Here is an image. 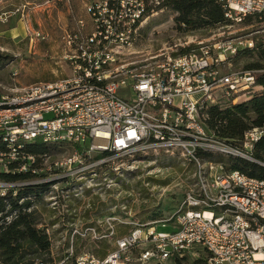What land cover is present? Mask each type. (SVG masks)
Segmentation results:
<instances>
[{"label":"built area","instance_id":"built-area-1","mask_svg":"<svg viewBox=\"0 0 264 264\" xmlns=\"http://www.w3.org/2000/svg\"><path fill=\"white\" fill-rule=\"evenodd\" d=\"M32 1L63 3L72 11V0ZM218 1L231 22L264 17V0ZM80 2L82 14L62 36L63 51L55 61L70 73L0 95V172L44 173L25 182L0 179V194L25 184L54 185L59 167L74 175L104 165L107 158L96 157L103 152L180 153L194 169L193 182L179 208L158 224L171 222L172 231L137 226L104 257L81 253L74 264H125L139 242L147 243L137 258L143 264H264V178L225 171L213 159L225 153L252 160L246 152L264 130L245 133L244 152L206 125L209 106L235 105L256 89L253 71L225 66L241 47L252 48L253 39L200 42L185 53L141 50L140 27L159 0ZM8 15L1 13L0 21ZM32 37L46 35L37 31ZM35 140L70 152L60 163L44 158L37 169L27 163L36 160L34 155L20 154L24 143ZM49 168L52 176L44 171Z\"/></svg>","mask_w":264,"mask_h":264},{"label":"rangeland","instance_id":"rangeland-1","mask_svg":"<svg viewBox=\"0 0 264 264\" xmlns=\"http://www.w3.org/2000/svg\"><path fill=\"white\" fill-rule=\"evenodd\" d=\"M23 3L24 0H0V14L9 13L6 21H0V54L10 56L7 63L0 65V92L3 94L70 73L66 66L61 74H52L50 69L57 66L55 61L61 57L62 36L82 14L80 1L73 0L72 11L58 4L49 7L35 3L36 6L29 5L23 13H11ZM156 6L140 27L138 49L157 52L167 49L176 53L184 47H198L200 42L210 45L232 38H252L254 45L250 49L255 46L258 49L245 53L247 48L241 47L227 58L226 69L247 70L246 66L256 61L264 64V53H257L264 50V22L251 17L191 30L178 27L174 21L176 12ZM11 30L13 35L8 33ZM37 31L46 38L34 39L33 33ZM53 152V159L60 163L70 150ZM229 156L239 155L221 153L219 158ZM102 157L107 158L104 165L74 175H66L69 171L59 167L58 181L49 186L37 206L41 212L40 224L48 229L50 254L55 264L63 259L65 264H74L75 257L81 253L102 257L114 249L118 238L137 226L144 231L160 224L179 208L193 182L194 169L180 153L134 152ZM50 170L52 168L44 170L46 176H52ZM172 229L171 222L157 227L158 232ZM138 244L130 250V259L125 264H143L137 258L147 243Z\"/></svg>","mask_w":264,"mask_h":264},{"label":"trees","instance_id":"trees-1","mask_svg":"<svg viewBox=\"0 0 264 264\" xmlns=\"http://www.w3.org/2000/svg\"><path fill=\"white\" fill-rule=\"evenodd\" d=\"M158 7H167L176 12L174 21L179 28L184 26L193 30L230 23L225 17V9L218 0H160ZM251 17L257 22H264V17L259 15L247 16L243 20ZM190 48V46L181 48L179 53L188 52ZM256 49L258 46L244 51L246 53ZM257 53L262 55L264 50H258ZM9 60L10 56L0 54V65ZM246 69L254 72L256 89L245 101L235 105L221 109L209 106L206 119L207 127L219 140L244 152L242 141L245 133L253 128L264 130V64L256 61L247 65ZM55 149L57 148L54 144L35 140L24 143L20 154L34 155L36 160L27 163L38 169L42 166L44 158L48 157V163L53 160L51 155ZM246 153L252 157V160L239 156L227 158L216 156L213 159L221 162L225 171L238 170L252 177L264 178V165H262L264 164V133ZM107 154L111 153L103 152L99 157ZM15 165L16 163H13L12 167ZM42 175L43 172L32 173L30 170L9 171L0 172V179L25 182L35 180ZM51 185L52 182L25 184L0 194V264L56 263L50 254L51 241L48 229L46 226H41V212L37 209L44 193Z\"/></svg>","mask_w":264,"mask_h":264},{"label":"crops","instance_id":"crops-1","mask_svg":"<svg viewBox=\"0 0 264 264\" xmlns=\"http://www.w3.org/2000/svg\"><path fill=\"white\" fill-rule=\"evenodd\" d=\"M78 2L80 1V0H77ZM72 2H73V0H72ZM81 3V2H80ZM61 5V6H65L63 3H52V4H49V5H44V6H51V5ZM22 5H25L26 7L25 8H28L29 7V5H32V6H36V4H35V2L34 1H32L31 2V0H24V3L22 4ZM22 5H20V6H22ZM28 5V6H27ZM40 6V5H39ZM17 7H19V6H17ZM17 7H15V8H17ZM38 7V6H37ZM14 8V9H15ZM41 8V7H40ZM12 13V12H11ZM9 33V35H13L14 34V31L13 30H11V31H9L8 32ZM7 33V34H8ZM56 65V64H55ZM51 70V73L53 74V73H55V74H61V72H62V70H63V68H60L59 69V67L58 66H55V68H51L50 69ZM65 76V75H64ZM64 76H62V77H64ZM62 77H56V78H54L52 81H56V80H58V79H60V78H62ZM30 85V84H29ZM28 86V85H27ZM3 93H1L0 92V95H2ZM159 225H155V228H156V230H157V227H158ZM102 258V257H101Z\"/></svg>","mask_w":264,"mask_h":264},{"label":"water","instance_id":"water-1","mask_svg":"<svg viewBox=\"0 0 264 264\" xmlns=\"http://www.w3.org/2000/svg\"><path fill=\"white\" fill-rule=\"evenodd\" d=\"M262 165H264V164H262Z\"/></svg>","mask_w":264,"mask_h":264}]
</instances>
